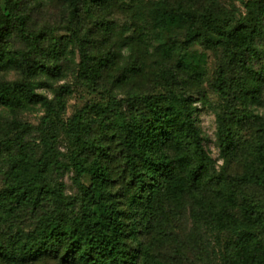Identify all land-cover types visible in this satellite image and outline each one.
Masks as SVG:
<instances>
[{
    "label": "trees",
    "instance_id": "trees-1",
    "mask_svg": "<svg viewBox=\"0 0 264 264\" xmlns=\"http://www.w3.org/2000/svg\"><path fill=\"white\" fill-rule=\"evenodd\" d=\"M62 1L69 18L79 21L84 0ZM134 1L144 23L142 36L156 57L147 63L145 54L142 62L131 56L124 80L150 77L164 92L128 90L120 99L94 106L96 116L88 120L75 112L62 126L68 137L66 161L48 136L41 139V154L32 151L23 136L26 122H0V161L8 159L0 189V264H30L42 257L69 264H165L163 248L181 251L172 215L186 204L197 231L217 240L218 246H211L215 264H264V117L253 110L264 87L263 65L253 66L261 58L264 0H242L245 14L219 0ZM28 24L21 0H0V70L22 74L14 80L0 77V105L14 115L41 103L46 124L59 118L66 102L36 91L35 79L60 69L35 56L55 59L60 46ZM14 32L26 42L20 50L8 46ZM87 42L78 41L80 67L92 86L113 59ZM197 45L224 55L212 82L224 102L216 115L221 166L204 144L190 95L206 71L205 55L192 50ZM233 65L241 77L229 75ZM247 125L253 132L244 137ZM65 168L74 172L78 204L67 201L62 183L53 180L54 171ZM38 208L34 224L19 228L21 214Z\"/></svg>",
    "mask_w": 264,
    "mask_h": 264
},
{
    "label": "rangeland",
    "instance_id": "rangeland-1",
    "mask_svg": "<svg viewBox=\"0 0 264 264\" xmlns=\"http://www.w3.org/2000/svg\"><path fill=\"white\" fill-rule=\"evenodd\" d=\"M88 1V2H87ZM84 0L80 5V20L73 21L68 16V10L62 0H42L38 3L35 0H21V8L29 16L28 28L33 32H40L43 37L50 38L58 43L56 51L60 52L57 58L49 57L47 60L41 58L37 53V61L48 62L50 66L59 67L60 74L55 76H39L35 79L36 91L45 95L55 102L63 96L66 108L59 112V118L54 122H44L47 110L41 103L33 104L29 108L21 109L12 114L0 105V122L16 118L21 122H26L29 128L23 136L30 148L36 154H41L43 149L42 141L44 137L54 139L57 150L61 153L60 159L66 161L68 153V137L63 131V124H67L75 112L82 113L88 119L95 118V107L100 104H109L110 97L120 99L126 95L128 90H148L150 92H164L162 84L153 83L150 77L133 76L124 80L126 72L123 67L127 66V60L131 56L137 55L139 61H144L142 54H145L147 63H151L156 57L153 55L154 48L144 41V23L141 15L136 11L138 5L134 0H103L91 2ZM151 1V0H143ZM247 1V0H245ZM225 8L232 9L238 14H245L246 7L242 0H219ZM4 3L1 2V9L4 10ZM107 30H105V26ZM105 34V35H104ZM88 39L87 46L101 47L112 56V63L108 66L103 76L92 86L88 85L80 67L82 58L78 41ZM50 43L45 41V45ZM26 42L17 37L16 32L9 39L8 46L13 50H20ZM192 50L205 55V76L204 81L195 83L192 86L190 95L194 98L196 106V119L199 128L204 136V144L217 166L224 163L217 146L216 115L222 109L224 102L221 96L213 89L212 82L216 76L219 63L223 61L224 55L220 49H206L202 46H194ZM258 50L261 58L254 62V67H264V37L258 42ZM155 54L156 51H155ZM240 70L235 65L230 68L229 75L239 78ZM0 77L7 80H14L22 77V74L12 68L0 70ZM253 110L264 117V87L261 95V102L253 105ZM4 120V121H3ZM47 128V129H46ZM51 133L53 135H46ZM95 138L100 136V131L96 127L92 129ZM253 132V127L247 125L242 130V136L249 137ZM113 149V148H111ZM115 163V162H114ZM8 164V159L0 161V189L3 187L4 170ZM233 166V164H232ZM53 180L62 183L63 192L67 201L78 204V189L74 183V172L71 169H56ZM184 208L172 215V226L179 239L181 251H177L173 245L163 248L161 253L165 264H215L217 253L213 252L211 246H218L214 236L204 230H198L192 219L191 206L184 205ZM41 213L38 208L31 214H21V220L17 222L21 229H28L34 224V220ZM3 230V227H0ZM207 234V236L205 235ZM208 238V239H207ZM221 236L220 242H223ZM30 264H69L58 258L42 257Z\"/></svg>",
    "mask_w": 264,
    "mask_h": 264
}]
</instances>
